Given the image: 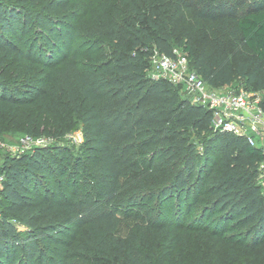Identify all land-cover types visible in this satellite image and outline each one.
<instances>
[{
	"label": "trees",
	"instance_id": "1",
	"mask_svg": "<svg viewBox=\"0 0 264 264\" xmlns=\"http://www.w3.org/2000/svg\"><path fill=\"white\" fill-rule=\"evenodd\" d=\"M23 1L0 0V121L39 106L55 115L57 134L75 117L81 142L70 155L55 144L2 157L0 264H54L49 244L65 246L67 264H162L154 237L177 243L181 231H174L188 211L194 217L186 227L218 240L233 237L220 235L228 225L237 230L234 243L264 256L262 149L213 130L208 108L147 71L153 50L173 55L175 43L208 85L237 76L245 89L264 92V0H118L87 24L71 9L78 0H30L34 9ZM190 10L230 28L234 63L218 34L204 49L189 33L174 38L172 26ZM34 32L46 40L33 51ZM73 32L89 42L86 62L64 56ZM15 57L32 59L33 74L7 78L3 67ZM259 105L264 110V95ZM171 205L177 217L167 218ZM69 228L74 245H64Z\"/></svg>",
	"mask_w": 264,
	"mask_h": 264
},
{
	"label": "rangeland",
	"instance_id": "2",
	"mask_svg": "<svg viewBox=\"0 0 264 264\" xmlns=\"http://www.w3.org/2000/svg\"><path fill=\"white\" fill-rule=\"evenodd\" d=\"M26 1L27 2H24V5L29 9H34L36 7L34 1ZM18 2L22 3L20 1ZM111 4L117 5L118 0H78L77 4L73 5L71 9L76 15H84L81 19L84 23L86 22L85 24H87L92 20L90 15H92L93 12H96V15L103 13L104 11H107L106 7H109ZM64 20V22H67L65 18ZM71 22L73 23L74 20ZM229 29V27H224L220 22H211L205 19H197L193 14V10L180 14L179 18L172 26L174 38H179L182 40L184 39V35L189 33L193 40L195 49H204L207 47L211 42V38H214V36L217 34L222 36L224 42L227 44L226 46L229 49V57L232 63H234L235 60L239 58V49H237L235 39L231 40L230 35L228 34ZM30 40L34 41L32 46L33 51L37 42L45 46L46 39L41 34V32H34L31 35ZM64 44L66 46L64 50V56L67 58L73 57L82 62H86L88 60V55L91 50L89 42L85 37H83V35L73 32L70 36V39H67L66 37L64 38ZM46 48H50L49 44L46 46ZM173 49L177 51V53L184 52L182 46L179 44L174 43ZM26 51L27 49L22 50L21 57L25 55ZM58 52L59 51H55L57 54ZM56 56L57 55H51L50 59L55 60ZM22 59L23 58L15 57L3 67L4 75L7 78L21 79L23 69H29V74H33L34 65L31 68H27L30 66L29 62L30 60L32 61V59H26V62H24ZM188 67H190L189 63ZM229 86L234 88L244 87V79L236 76L231 81ZM179 87L180 88L178 89L181 90L184 96L190 97L182 85ZM256 92L260 98L264 95L263 91ZM64 121H68L69 128L66 129L63 134H57V131L55 130V125L57 122L55 115L44 113V111H41L39 106L19 109L3 116L2 120L0 121V135L6 141V143H8V145L17 146L21 152L27 150L30 151L36 144L34 140V144L31 142L27 146L21 145L20 139L24 136H29L33 139H36L37 137L47 138V141L44 143V145L57 144L65 146L67 149L65 150L66 154L70 155L78 152L79 150V143L81 142V123L72 115L67 116ZM196 147L201 152L203 151V146L200 142H197ZM7 153L8 150L0 152V162L2 157ZM67 159L69 158L67 157ZM166 213L169 215L167 218H173L174 216L177 217V214L174 213L173 205L170 206V210ZM193 217L194 211H188L184 214V219L182 220L183 227L179 230L175 229L174 231H181V234L178 236L179 240L177 243L173 242L171 244L165 245V237L162 233L157 238L154 237L155 245H157L159 249H162V264H264L263 254H258V256L255 257L254 252L246 250L239 244L234 243L235 239L237 238L235 236L237 230H235V232H230L229 226L227 225L225 228L220 229L222 230L220 235L227 233L233 237H231V239L223 238L215 240L210 235H200L196 232V230H193L194 228L191 229L186 227L190 225V221ZM204 219L207 221L206 216H204ZM163 220L165 221V219ZM171 226L174 225H168V227ZM17 228L20 230L25 229V227L20 224H17ZM73 231V228L68 229L65 236L64 245H74L77 242V239H74L71 236ZM158 234L159 233H156L154 235ZM230 241H233V243L230 244ZM262 242V244H264V241ZM46 247L47 253L54 259V264H67L65 261H63V252L65 246L49 244L46 245ZM260 248L261 247L259 246L255 251L260 250ZM57 252H61V254L56 255Z\"/></svg>",
	"mask_w": 264,
	"mask_h": 264
},
{
	"label": "built area",
	"instance_id": "3",
	"mask_svg": "<svg viewBox=\"0 0 264 264\" xmlns=\"http://www.w3.org/2000/svg\"><path fill=\"white\" fill-rule=\"evenodd\" d=\"M148 74L152 78L162 77L173 84L182 85L190 95L191 103L200 104L210 110V125L213 130L232 132L243 136L251 144L258 146L264 153V110L259 105L260 97L256 91L244 87L228 85L210 86L192 68L183 53L173 49V55L153 50L149 57ZM44 145L45 137L33 139L24 136L20 139L22 146L31 142ZM8 150L10 154L20 153L17 146L8 145L0 135V152ZM257 182L264 191V156L258 163ZM2 175L0 174V187Z\"/></svg>",
	"mask_w": 264,
	"mask_h": 264
}]
</instances>
